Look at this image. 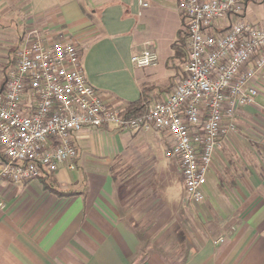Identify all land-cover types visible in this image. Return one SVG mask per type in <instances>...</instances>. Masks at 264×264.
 I'll use <instances>...</instances> for the list:
<instances>
[{"label":"crops","instance_id":"obj_1","mask_svg":"<svg viewBox=\"0 0 264 264\" xmlns=\"http://www.w3.org/2000/svg\"><path fill=\"white\" fill-rule=\"evenodd\" d=\"M177 1L0 0V29L34 27L48 41L75 43L87 83L106 106L124 110L143 91L150 102L164 100L184 77L186 20ZM242 17L264 27V0L247 3ZM10 35L15 60L24 39ZM147 49L156 65L135 67L131 58ZM257 103L264 105V73ZM253 111H240L239 133L216 151L200 217L185 198L181 212L167 210L159 192L170 176L161 164L165 140L155 131L86 128L73 139L75 169L59 167L52 184L0 179V264H264V119ZM50 189L76 195L58 198ZM137 194L154 200V214L129 210ZM170 220L181 234L169 235Z\"/></svg>","mask_w":264,"mask_h":264},{"label":"built area","instance_id":"obj_2","mask_svg":"<svg viewBox=\"0 0 264 264\" xmlns=\"http://www.w3.org/2000/svg\"><path fill=\"white\" fill-rule=\"evenodd\" d=\"M252 1H177L186 20L184 77L135 119L122 118V110L106 106L87 83L75 43L39 36L26 41L0 84V179L19 183L64 165L74 170V137L86 128L113 125L162 135L163 156L179 171L185 199L201 204L216 151L236 131L240 111L255 105L259 95L264 27L242 17ZM131 62L153 67L157 55L147 49Z\"/></svg>","mask_w":264,"mask_h":264},{"label":"rangeland","instance_id":"obj_3","mask_svg":"<svg viewBox=\"0 0 264 264\" xmlns=\"http://www.w3.org/2000/svg\"><path fill=\"white\" fill-rule=\"evenodd\" d=\"M3 30L4 29H0V74L1 75H3V67L6 65V63L9 60L7 58L9 54L11 57H13V60H14V55H15L14 50L12 49L9 51V53H7V50L9 49L10 44L13 42L11 39L12 37L10 35L11 32L16 33L20 39L21 38L24 39V40L21 39L20 43H22V44H24L26 41L33 40L38 36L39 37L47 36V34L42 33L41 30H38L37 28H34V27L20 29V30L17 29L16 32L14 30L9 29L10 30L9 33L5 32ZM10 68L11 67H9L8 70ZM145 68H151V67H145ZM253 108H254L253 115L255 117L260 118V119H264V105L263 106L259 105L257 103V100H256V103H255V105H253ZM239 130H240L239 128L236 129V131L234 133H236V132L239 133ZM248 131L250 133H252L251 136L255 140V137H256L255 134L258 132L256 125L251 124L248 128ZM238 150H239V147H236L237 152H238ZM161 164L163 167H165L168 170L170 176L168 178V183H167L166 187L162 188L161 191H159V192H161L162 198L165 200L167 210L170 211V213H179L182 210V208H181L182 203H183L182 201L185 198L184 197V191H183L182 185L180 183L179 176H178L177 172L175 171V166H174L172 161H170L164 157ZM120 174L121 173H119V172L115 173L116 176H120ZM123 174H122V176H123ZM131 179H132L131 181L133 183H135L137 181L138 177L136 175H134V176H131ZM132 185H134V184H132ZM138 196L139 195L137 194V196L133 197L134 198L133 201L137 200ZM212 197L213 196H209V200L212 199ZM154 204H155L154 200H152V201L150 200V202H149V199L147 197H141V198H139V200H137L133 204V206L129 210L131 212L133 211V212L141 213L143 215L144 214H154V212H155V209L153 208ZM156 205H158V204H156ZM191 206H192L191 211L194 214H197L199 216L200 214L203 213L199 206H194V205H191ZM184 210L187 211V209H184ZM151 217H153V216H151ZM152 222H155V221L153 220ZM172 225H174V226L172 227ZM167 228L171 229V232L169 235H172V234L174 235L175 233L181 234V230H180L181 229V223H180V225L176 226L175 220L168 221ZM178 230L180 232H177Z\"/></svg>","mask_w":264,"mask_h":264},{"label":"trees","instance_id":"obj_4","mask_svg":"<svg viewBox=\"0 0 264 264\" xmlns=\"http://www.w3.org/2000/svg\"><path fill=\"white\" fill-rule=\"evenodd\" d=\"M13 64H14V60H10L11 67L13 66ZM149 102L150 100L148 99V97H146V94L143 91L140 99L137 102L128 104L124 108V110H122L121 117L124 119H135L137 117L142 116L145 113L146 106ZM43 179L46 181H49L52 184L54 182V173L45 175ZM49 187L46 185L45 189H48ZM50 191L58 198H61V197L68 198V197L76 195V193L62 192L57 189L55 190L50 189Z\"/></svg>","mask_w":264,"mask_h":264}]
</instances>
